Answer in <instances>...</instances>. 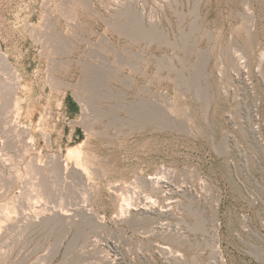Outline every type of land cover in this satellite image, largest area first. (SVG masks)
Masks as SVG:
<instances>
[{
  "label": "rangeland",
  "instance_id": "obj_1",
  "mask_svg": "<svg viewBox=\"0 0 264 264\" xmlns=\"http://www.w3.org/2000/svg\"><path fill=\"white\" fill-rule=\"evenodd\" d=\"M0 50V264H264V0H0Z\"/></svg>",
  "mask_w": 264,
  "mask_h": 264
},
{
  "label": "bare ground",
  "instance_id": "obj_2",
  "mask_svg": "<svg viewBox=\"0 0 264 264\" xmlns=\"http://www.w3.org/2000/svg\"><path fill=\"white\" fill-rule=\"evenodd\" d=\"M0 54H1V56L3 57V60H7L6 59V54L4 53V52H1V50H0ZM7 66H9L8 64H7ZM10 68V67H9ZM11 69V68H10ZM20 80V79H19ZM11 82V81H10ZM7 83V82H6ZM8 84V83H7ZM10 84V83H9ZM2 85V84H1ZM5 86H6V84H5ZM4 86V87H5ZM3 87V88H4ZM7 87V86H6ZM6 87H5V90H6ZM13 88V87H12ZM4 90V89H3ZM1 93V92H0ZM12 93V92H11ZM5 94V93H4ZM1 95V94H0ZM9 95V94H8ZM7 95V96H8ZM15 96V95H14ZM13 96V97H14ZM4 97H6V96H4ZM0 98H2V97H0ZM4 99V98H3ZM20 99V98H19ZM18 99V97L16 98L15 97V104H17L18 102H16V101H18L19 100ZM1 101H3L2 99H1ZM20 101V100H19ZM6 102H8V101H6ZM13 102V101H12ZM9 104H10V102H9ZM19 104V103H18ZM14 105V104H13ZM17 106V105H16ZM10 107V106H9ZM5 109V108H4ZM14 111V110H13ZM8 113V112H7ZM14 113H15V111H14ZM4 114V113H3ZM15 115V114H14ZM2 116V115H1ZM13 116V115H12ZM6 117V116H5ZM7 118V117H6ZM9 120V119H8ZM4 123V122H3ZM6 124V123H5ZM8 124H10V123H8ZM16 126V125H15ZM19 126V125H18ZM11 127V126H10ZM14 127V126H13ZM12 127V128H13ZM5 128V127H4ZM22 128V127H21ZM3 134V133H2ZM12 137V136H11ZM6 139V138H5ZM29 142V141H28ZM29 146V145H28ZM30 147V146H29ZM76 153V150L74 149V148H71V149H69V155H73V154H75ZM3 159V158H2ZM60 159V158H59ZM58 160V159H57ZM63 160V159H62ZM61 161V160H60ZM63 163V162H62ZM61 164V163H60ZM59 165V164H58ZM65 165V164H64ZM60 167V166H59ZM73 170V169H72ZM65 173V172H64ZM18 176V175H17ZM158 176V175H157ZM161 179V178H160ZM90 180V179H89ZM154 181H156V180H154ZM123 208V207H122ZM36 210V209H35ZM59 212V211H58ZM57 212V213H58ZM60 215V214H59ZM64 217H65V214L63 215ZM66 217H67V215H66ZM59 218H60V216H59ZM49 219V218H48ZM53 219V218H52ZM37 220V219H36ZM58 220V219H57ZM44 222V221H43ZM42 223V222H41ZM35 224V223H34ZM39 224V223H38ZM166 248V247H165Z\"/></svg>",
  "mask_w": 264,
  "mask_h": 264
}]
</instances>
